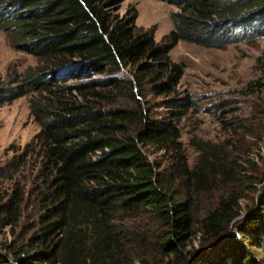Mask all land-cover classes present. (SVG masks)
Returning <instances> with one entry per match:
<instances>
[{"label":"trees","instance_id":"16d2710c","mask_svg":"<svg viewBox=\"0 0 264 264\" xmlns=\"http://www.w3.org/2000/svg\"><path fill=\"white\" fill-rule=\"evenodd\" d=\"M123 1L0 0V21L16 46L40 59L5 95L0 91V102L31 95L30 115L40 128L22 154L25 164L38 162L33 187L18 186L0 200L2 226L15 231L27 199L33 222L23 239L0 244V264H115L117 223L141 215L152 218L146 232L161 256L152 263L145 252L137 256L141 264H264V189L260 205L227 239L243 195L223 196L206 213L189 195L193 180L201 191L211 170L228 168L207 153L189 167L180 122L192 100L180 96L185 71L170 56L180 41L226 49L264 39V0H161L175 7L162 42L137 25L134 5L121 12ZM258 66L264 88V55ZM123 70L132 77L119 76ZM149 90L168 96L164 117L146 105ZM160 152L174 163L150 159ZM122 232L149 246L142 232ZM197 233L201 252L189 248Z\"/></svg>","mask_w":264,"mask_h":264},{"label":"rangeland","instance_id":"374dc122","mask_svg":"<svg viewBox=\"0 0 264 264\" xmlns=\"http://www.w3.org/2000/svg\"><path fill=\"white\" fill-rule=\"evenodd\" d=\"M131 5L138 10L137 25L152 30L156 41L162 42L172 29L170 16L175 7L161 0H124L121 12ZM17 43L7 29V23L0 21V91L3 95L28 67L40 63L36 56L20 50ZM263 55L264 39L253 44L230 45L226 49L180 41L170 52L171 58L181 63L185 71L178 87L180 96H189L192 100L180 122V141L189 167L200 166V156L207 153L209 161L224 163L227 174L230 173L215 175L211 170L210 180L201 191L195 192L194 180L189 184V195L196 198L194 202L199 204L200 213L218 206L223 196L243 195L240 198L242 214L223 239L236 233V224L246 218L243 216L251 211L250 208L260 205V194L264 189V88L257 84L262 75L258 58ZM118 75L132 77L127 70ZM98 77L100 75L92 78ZM30 99L31 95L0 102V200L9 198L18 186L29 191L36 179L38 162L31 158L25 164L22 157L26 145L40 129L30 115ZM167 100V95L149 90L145 103L155 117L161 118L168 110L164 104ZM150 159L165 166L174 163L163 152L151 153ZM27 200L22 206L23 217L14 232L11 226L0 224V244L23 239L22 231L33 222L34 214L31 201ZM151 220L145 215L129 216L117 223L120 245L115 250L119 260L115 264H141L137 256L145 252L149 253L152 263L161 259L157 239L146 232L153 225ZM134 229L149 237L148 247L145 246L148 239L138 237L134 240L122 232ZM189 243V248L198 252L203 250L199 233L193 235ZM214 243L205 250L207 254L214 251L217 245ZM34 264L42 263L35 261Z\"/></svg>","mask_w":264,"mask_h":264},{"label":"water","instance_id":"95a60500","mask_svg":"<svg viewBox=\"0 0 264 264\" xmlns=\"http://www.w3.org/2000/svg\"><path fill=\"white\" fill-rule=\"evenodd\" d=\"M248 214H249V212H248V213H246L244 216H243V215H242V216H243V217H246Z\"/></svg>","mask_w":264,"mask_h":264}]
</instances>
